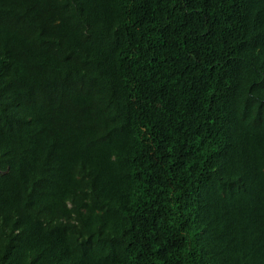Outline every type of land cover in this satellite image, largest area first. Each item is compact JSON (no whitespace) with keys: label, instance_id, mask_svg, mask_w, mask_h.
<instances>
[{"label":"trees","instance_id":"trees-1","mask_svg":"<svg viewBox=\"0 0 264 264\" xmlns=\"http://www.w3.org/2000/svg\"><path fill=\"white\" fill-rule=\"evenodd\" d=\"M0 264H264V0H0Z\"/></svg>","mask_w":264,"mask_h":264}]
</instances>
